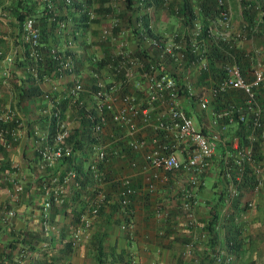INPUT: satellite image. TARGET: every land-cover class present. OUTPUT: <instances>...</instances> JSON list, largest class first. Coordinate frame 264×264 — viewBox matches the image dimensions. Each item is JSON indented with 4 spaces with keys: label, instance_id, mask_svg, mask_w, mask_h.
Returning a JSON list of instances; mask_svg holds the SVG:
<instances>
[{
    "label": "crops",
    "instance_id": "obj_1",
    "mask_svg": "<svg viewBox=\"0 0 264 264\" xmlns=\"http://www.w3.org/2000/svg\"><path fill=\"white\" fill-rule=\"evenodd\" d=\"M78 1L93 11V19L86 22L85 26L79 25L78 30L72 32L75 38H72L69 33L54 35L50 31L48 39L49 45L55 41L54 44L60 47V50H66L70 53L73 66L76 68L74 73L78 74L84 88H90L85 89L87 91L85 93H89V95L84 97L88 107L92 102L90 95L92 83L94 85L99 81L115 87L119 85L117 77L108 68V64L112 62L113 54L119 49L120 41L132 53L144 51L149 55L153 54V63L157 64L166 74L170 76L173 74L172 77L177 75L182 83L189 86L194 82L192 78L195 74L194 70L198 67L195 63L197 61H186L187 65L182 64V66L177 67L172 61L159 57L157 50L148 46L147 37L163 38L176 34L177 42L183 49L189 48V50L198 51L199 49H207L210 40H216V36L219 37L220 32H222L216 17L202 16L208 22L210 32L205 37L200 35L198 42L190 38L187 27L181 20L176 19L168 7L170 3L179 0ZM127 2L130 3L128 6L126 5ZM190 2L193 9L197 8L194 0H190ZM15 6V0H0V68L3 65L2 58L5 55H13L19 61L23 51L14 21ZM230 8L235 28L239 15L238 4L235 0L230 2ZM39 10L40 8L36 9V13ZM63 12H66L65 15L71 17L74 23L77 22V12L72 10ZM113 22H115V26L111 30L113 38L101 39L99 37L100 30ZM258 43L255 35H251L242 44H235V49L242 48L251 51L256 45L259 46ZM260 48L262 47L260 46ZM263 58L264 53L261 54L262 66H264ZM205 61L207 62L206 59ZM10 71H14L15 75L5 80L0 77V110L14 109L17 116L28 127L37 124L33 121L39 118L42 110L48 106L47 101L43 99L44 93H47L49 89L67 91L72 86L74 79L72 75H65L57 79H44L30 83L28 79L26 80V76L20 74L22 70L15 67L14 62L10 65ZM33 86H35V90ZM202 88L204 91H202L200 98H206L209 102V86L206 87L205 85L196 91L200 92ZM117 90L119 94L125 92L137 97H145L147 91L145 83L139 80L136 72H132L129 77H126ZM37 91L40 92V95L37 94ZM208 104L210 105V103ZM177 105L186 112H190L187 114L196 122V127L204 134L218 135L216 149L219 146H225L229 139L232 140L233 135L231 134L235 131V126L232 123L227 124L224 120H214L213 111H209V113L200 111L195 116L190 107L191 104L183 96L178 97ZM160 111L161 108H154L152 116L155 117ZM65 112L68 113L69 111L66 110ZM26 133L28 130L23 132L19 140L9 147H4L0 141V264H43L46 258H50L53 264H64L65 262L70 264H97L98 243L102 246L101 258L105 264H126L117 261L120 257L117 255L122 251H128L131 254L134 264H217L214 260L215 254L218 253L216 251H225L223 249L225 236L219 234V232L222 233L221 224L224 222L218 216L216 223L211 224L210 227L206 226L210 216L209 210L214 202L211 200L213 190L205 187V180L207 178L215 179V173L205 172L199 182L203 185L202 188L193 189L194 216L196 221H200L198 227L193 229L185 228L182 225L181 191L186 186L185 177L182 173L167 174L166 180L158 181L152 192H145L141 175L131 173V170L125 165L119 170V173L133 174L131 182L134 193L130 201L133 232L128 237L121 232L114 223L116 215L112 208L106 207L92 221L88 240L82 241L78 246L70 248L68 253L63 254L60 251L59 235L60 231H65L66 226L68 228V216L62 214L63 211L60 207L51 206L47 211V216L56 231L45 234L40 227L41 208L36 203L37 200L36 202L33 201L35 200L33 193L29 194L26 191L28 187H31L33 175L35 173L38 175V171L31 170L29 165L32 163L33 147ZM150 133V130L147 129L142 132V135L148 137ZM130 158L137 162L141 161L139 152L132 153ZM12 167L15 168L16 172L11 171ZM10 174L14 175L16 184L23 186L22 193L18 194L16 198L13 197L14 182L12 183ZM113 189L111 192H114L115 189ZM221 208V205H216L215 210L218 215H220ZM156 209L166 213V216L157 218L155 212L153 213ZM8 210H13L14 215L6 216ZM202 219H207L203 228L201 226ZM253 221L251 219V226L254 224ZM19 230H27L32 241L28 242L26 239L23 243L18 242L20 238L17 232ZM202 232H207L210 237L207 240L200 238L199 234ZM190 241L194 243L193 248L189 254H183L184 244ZM239 249L240 247L237 249V253ZM248 257V254L242 253L241 264L245 263L243 259Z\"/></svg>",
    "mask_w": 264,
    "mask_h": 264
},
{
    "label": "built area",
    "instance_id": "obj_2",
    "mask_svg": "<svg viewBox=\"0 0 264 264\" xmlns=\"http://www.w3.org/2000/svg\"><path fill=\"white\" fill-rule=\"evenodd\" d=\"M70 3V0H64ZM230 0H215L218 12L216 15L217 24L222 28L220 38L224 40L228 36L230 26L231 11L228 6ZM240 1V0H239ZM52 17L55 11L52 4L48 7ZM87 21L93 19L92 10H88ZM58 29L65 27L64 21L56 22ZM115 22L100 30L101 39L113 38L111 34ZM206 34L210 32L207 25ZM191 37L198 42L202 33V25L196 19L192 20ZM20 40L27 44L29 56L36 62L40 56L38 43V29L32 18H25L22 23ZM177 35L170 37H147L149 47L157 50L159 57H164L176 65H180L185 57V49L177 42ZM226 42V40H224ZM227 43V42H226ZM228 44V43H227ZM231 48L233 45L228 44ZM191 51V50H190ZM202 51V50H201ZM58 50L50 49L52 58L58 60L59 72L66 71L68 75L74 77L73 84L68 90V95L74 99L78 98L80 92L85 91L78 74L74 73L73 62L70 56H66L64 61L59 60ZM112 62L108 68L117 77L118 87L123 84L124 79L129 77L132 72H136L139 80L146 85L145 97H137L130 93H118V87L106 85L97 81L90 91L92 98L91 106L84 108L83 116L90 121L89 132L92 137L91 154L86 164V168L91 173L92 180L102 182L103 174L100 165L107 160L108 147L113 143L122 141L124 147L132 152L140 153V162L129 160L127 166L131 173L140 174L143 181L144 191L152 192L158 181L166 180L168 173L179 172L185 177L186 186L182 188V202L180 211L182 214V225L185 228L196 229L198 223L194 216L193 189L200 182L199 176L209 169L212 158L215 156L214 149L218 139L217 134L206 135L197 128L191 117L177 105V93L175 80L157 64L147 61L148 66L126 49L123 42H119V49L112 56ZM13 55H5L2 58L0 77L5 80L10 77V65L13 63ZM233 60V59H231ZM198 68H205V58L196 60ZM224 66L226 76L219 80L215 86L209 87L208 96H215L231 89H240L244 94L243 106H229L213 111L214 120H224L227 123L238 125H249V140L256 139L255 132L261 127V111L264 108L258 107L254 93L256 90H264V66L257 61H253L251 66V79L245 81L240 74L237 65L231 61ZM53 89V87H52ZM189 90V89H188ZM188 94L190 92L188 91ZM48 94L44 93L43 99L48 106L42 110L41 116L45 117L44 124L27 126L21 120L14 109L6 108L0 110V141L4 147H9L17 142L23 132L28 130L33 151L36 154L38 169H56L64 158L71 155V146L66 139L72 130L79 124V116L70 110L62 112L48 99ZM199 108L204 109L207 105L206 98L197 100ZM154 108H161V111L152 116ZM72 122H69L68 117ZM29 128V129H28ZM223 128V127H222ZM25 129V130H24ZM150 130L148 137L143 136L144 130ZM231 148L236 151L235 163L237 165L245 160L252 168L253 173L256 162L251 156L250 146L241 147L238 145V138L234 136L231 140ZM110 153V152H109ZM115 153V152H112ZM225 159V158H224ZM226 160H223L224 175L229 177ZM78 172L74 168L68 169L63 175L58 172H50L49 185L45 187L43 197L40 199L41 208V229L45 234L54 230L53 224L48 220L47 211L51 206H62L66 186L71 184L78 186ZM161 174V175H160ZM133 174H118L112 178L115 187L116 202L119 208L120 231H132L133 222L128 218L126 208L130 204V197L134 190L131 187ZM240 177L235 176L238 180ZM12 181V180H11ZM14 181H12L13 183ZM261 181H257L259 185ZM102 184V183H101ZM23 186L14 182V198L22 191ZM237 194L233 186H228L226 196L223 200L225 207L230 206L232 198ZM105 194L97 188L85 207L79 213L77 222L67 234V241L71 248L78 246L82 241L89 238V229L92 221L98 216L99 209L104 205ZM159 209L155 210V216L161 217ZM14 215L13 210H8L6 216ZM200 238L208 239L210 234L200 233ZM193 241L186 242L183 246V254H189L193 248ZM229 246V244H228ZM215 254L214 260L217 264H230L232 254L230 252H220ZM134 263V260H132Z\"/></svg>",
    "mask_w": 264,
    "mask_h": 264
},
{
    "label": "trees",
    "instance_id": "obj_3",
    "mask_svg": "<svg viewBox=\"0 0 264 264\" xmlns=\"http://www.w3.org/2000/svg\"><path fill=\"white\" fill-rule=\"evenodd\" d=\"M15 1H16V6L13 15L17 27V34L20 36L22 23L25 20V18H32L35 26L38 29V43H39L38 48L40 50L39 51L40 56L36 59V62H34L33 58L29 56L27 44L22 43L20 40V43L23 47V51L21 53V59L19 61L16 59V57L14 58L13 62L15 64V67L20 68V70H22L20 74L22 73L23 76H26L27 77L26 80L28 79L30 83H35L37 81H42L44 79L45 80L57 79L65 75L68 76V73L66 71L63 72L58 71L59 68L58 60L52 58V56L50 55V49L55 48L58 50L57 55H59L60 61L61 60L64 61L66 56L71 57V55L66 50H60V47L54 44L55 41L53 42V44L49 45L48 35L50 34L51 31L52 33H54V35H58V33H61L63 35L69 33L72 38H75L72 32L78 30L77 27L79 25L85 26L87 21L86 12L89 9L86 6H84L82 2H79L78 0H70V3H65L64 0H15ZM157 1H161V0H157ZM194 1L197 6L196 10L191 7L190 0H179L175 3H170L168 7L170 9V12L176 17V19L181 20V22L186 27L191 26L192 20L197 16L200 17L201 15L199 20L200 24L202 25L201 37H205L206 36L205 30L207 28L208 22L202 16L209 18L216 17L218 8L216 7L215 0H194ZM49 3L52 4V10H54L56 14L53 17L51 10L47 8ZM129 4L130 3L128 2L126 3L127 6ZM240 6H241L240 13L243 19V23L246 28L254 32L252 35H255V39L257 40V42H259L258 44L262 47L260 48L262 51L260 53L262 54L264 53V0H240ZM38 8H40V10L38 11V13H36V9ZM69 10H72L73 12H77L76 23L73 22L71 17L65 15L66 12H63ZM59 20L65 22V27L62 29H58V26L56 24V22ZM145 28H147V26H145ZM132 54L136 56L138 59H140L142 62L144 61L143 62L144 66H148L147 61L154 60L153 54L149 55L144 51H136ZM250 54H251L250 51H246L242 48H237V49L231 48L224 40L220 38H217L214 41L210 40L207 49H204L202 51L200 49L198 51H192V50L190 51L189 48L186 49L185 57L178 67L182 66V64H186V61L189 62L191 60H199L201 58H205L207 62L205 68H198V71L194 72L195 74L193 75L194 77L192 78L194 79V82L191 83V85L194 87L195 90H194V94L191 95L190 97H187L189 86H187V84L182 83L177 75L172 77L173 76L172 74L171 77L175 80L177 97L179 96L186 97L188 102L191 104L190 107L192 109L193 114H195V116L198 115L201 109L200 110H198L199 108L197 109L196 100L200 98L202 91H204V89L202 88L200 92L196 91V89L203 87L205 85L206 87L215 86V84L219 80H221L223 77L226 76V70L224 66L227 65L226 64L227 62H231V61H233L237 65L240 74L245 79V81H249L251 79V65L254 61L252 60ZM73 69L76 70L74 66ZM12 75H15L14 71L12 72L10 71V76ZM90 86L91 89H93V83ZM33 87H34L33 89L35 90L36 89L35 86ZM88 88L89 87H85V89ZM68 90L53 91L49 89L47 94L49 96L48 99L52 102L53 106L58 107L59 109H61L62 112L68 110L70 113L71 110L72 113L74 112L76 115L79 116L78 126L72 128L66 139L67 143L71 146V155L67 158H64L60 163V165H58V167L55 170L45 169L40 171L38 169L36 154L33 151V156L31 158L32 163H30L29 165L31 170L35 169L36 171H38L37 172L38 175L36 173L34 175L32 174L34 178H32L33 181L31 187H28L26 191L29 194L33 193V197L35 199L33 201L36 202L37 200L36 203H38L39 205L40 199L43 197L45 187L49 185L50 172L56 171L58 172L59 175H63L68 169L74 168L78 172L76 178L78 180V186L73 187L71 184H68L66 186V190L64 193L65 195L64 202L62 206H60V208L63 211L62 214L68 216L67 218L68 227L71 228L75 225V223L78 220L79 213L85 207L87 200L91 198V196L94 194L97 188L102 189L105 194L104 205L99 209L98 215L106 207L112 208L114 214L116 215V218L114 219V223L118 227L120 221L118 216L119 208L114 193L115 187L111 180L114 176L120 174L119 170H121V168L124 165L127 166L129 160H132L130 157L131 154L134 152L126 149L122 141L111 144L108 147L107 160L99 167L104 177L102 179V182L97 183V181L92 180L91 173L86 168L87 161L91 154V146H92V142H91L92 137L89 132L90 121L84 118L83 116L84 108H88V106L86 105L87 102L86 98L84 97L89 95V93L87 94L85 93L87 91H82L79 93L78 98L74 99L68 95ZM19 94L21 95L22 93ZM37 94L40 95V92L37 91ZM254 97L257 104L264 106V90H256L254 93ZM209 103L212 111L214 112L217 111L218 109L229 106H243L244 94L240 89H231L223 93H217L215 96L212 97L209 96ZM90 107L92 106L90 105ZM181 109L185 111L183 108ZM185 113H190V112L185 111ZM44 119L45 117L39 115V118H37L33 122L39 124L42 127L44 124ZM218 121H222V120H218ZM260 130L261 128L254 131L256 135V139L254 141H250L248 138L250 131L249 125H241V124L237 125L233 133V135H235L238 138L239 146L241 147L250 146L251 156L254 162H257L260 159V156L258 154ZM217 151L219 152L218 156L216 157L214 156L212 158V162L213 161L215 162L216 173H215V181L212 182L209 187L213 190L211 194L212 195L211 200L214 202V204L213 206L210 207L209 210L210 216L207 221L208 223H206V226L208 227H210L211 224L216 223L218 216H220L217 214V211L215 210L216 205H221V206L223 205V200L225 198L228 186H233L237 190V194L234 198H232L228 210L242 209V207H244L245 205V201L243 202L242 199L247 197L248 194L250 193V190L254 183V176H255L253 173V168L245 160H243V162H240L239 165L235 163V158L233 157L235 155V152L231 148V142L228 141L226 142L225 146L217 147ZM223 160L227 161L226 165L228 167L229 177H226L224 175ZM11 171L16 172L14 167L11 168ZM170 173H168V175ZM203 174H201L199 178H201ZM235 176H239L240 178L236 180ZM10 177L12 181H14V175L10 174ZM218 183H219V187L217 186ZM198 186H199L198 189H201L203 185L199 184ZM131 187L133 188L132 184ZM112 188H114L113 189L114 192H111ZM22 191L19 192L18 194L22 193ZM132 196L133 194L131 195L130 199L132 198ZM126 211L128 212V218H131L132 220V211L130 210V204L126 208ZM154 212L155 211H153V213ZM165 216L166 213L163 212L161 213L160 218H163ZM223 216L226 215L223 214ZM223 220L227 221L226 222L227 226L224 223H222L221 226L225 225L227 230L225 234L226 235L225 240L227 242V245L229 244L230 248L228 247V249L229 250L231 248L236 249L240 245V239H241V237L239 238L238 229L235 225L236 222H233L232 218L231 217L227 218V216L225 218H222V221ZM68 229L69 228H67L66 226L64 228L65 231L64 232L63 230L60 231V235H59L61 241L59 245L60 251H62L63 254L68 253L71 248L70 244L67 241ZM53 231L56 230L54 229ZM132 232H133V228L132 231H124L123 233H125L126 236L128 237L129 234H131ZM159 234L162 235V233ZM17 235L20 238L18 241L20 243H23V241L26 239L28 240V242L32 241V237L29 236V232L27 230H19L17 232ZM49 249L51 250V247ZM101 249L102 246L101 244L98 243L97 256H96L97 264H105V261L103 260V258H101L102 256ZM117 256H120L118 257L117 261H120L121 263L134 264L132 263L131 254L128 251L126 252L122 251ZM43 264H53V261L50 258H46L43 261ZM64 264H70V263L65 262Z\"/></svg>",
    "mask_w": 264,
    "mask_h": 264
},
{
    "label": "rangeland",
    "instance_id": "obj_4",
    "mask_svg": "<svg viewBox=\"0 0 264 264\" xmlns=\"http://www.w3.org/2000/svg\"><path fill=\"white\" fill-rule=\"evenodd\" d=\"M232 0L229 1L228 6L230 8V2ZM238 4V18L236 20V25L235 28L233 26L234 24V20H233V16H232V12H231V20H230V26L228 27V36L224 39L226 40V42L230 45H233L232 47L235 49V44H242V42H245L249 36H251L254 32H252V30H249L248 28L245 27L244 23H243V19L240 13V1L239 0H235ZM194 4V3H193ZM196 4V3H195ZM197 7V6H196ZM197 8H195L196 10ZM231 11V8H230ZM194 19H196L197 21L200 20V17L197 16ZM187 29L189 31V34H191V26H187ZM249 30V31H248ZM234 32V33H233ZM191 37V35H190ZM259 45V44H258ZM260 45L259 46H255L252 48L251 52V58L252 60H257L259 61L261 64L263 63L261 60V51H260ZM252 66V65H251ZM178 67V65H177ZM198 71V67L196 70H194V72ZM189 73V72H188ZM190 94L187 95V97H190L191 95L194 94V87L189 84V88H188ZM124 93V92H123ZM209 102H207V105L204 109L199 108L198 102L196 100V104H197V109L200 111H204V112H208L212 111V109L210 108L211 106L208 104ZM195 104V106H196ZM258 107L260 108H264V106H261L258 104ZM261 130L259 133V156L260 159L256 162L255 165V169H254V183L253 186L250 190V193L248 194L247 197H245L244 199H242V201H245V205L244 207H242V209H230L228 210V207H225V205H222V208L220 209V219L225 218L227 216V218L231 217L233 222H236L235 225L238 229V235L240 239V245L238 246V248L240 247V249L238 250L237 253V249H233L231 248L230 250L228 249V245L227 242L224 240V247L223 249L226 252H230L233 256L232 258V262L230 264H241V258H242V253L244 255L248 254V261H245L247 259H243V261L245 263L242 264H264V109L263 111H261ZM69 122H72L71 120V116L68 117ZM194 125L196 126V122L194 120H192ZM229 124V123H227ZM235 127L238 125L236 123H232ZM233 135V133L231 134ZM235 135H233L234 137ZM232 137V136H231ZM232 137V138H233ZM231 138V139H232ZM229 142H231V140H228ZM227 141V142H228ZM226 142V141H225ZM235 155L233 156L234 158H236V151L234 150ZM214 154L215 157L218 156L219 152L216 149H214ZM207 171H211L212 173H216V167H215V162L213 161L212 164L209 167V170ZM262 183H260L259 185L257 184V181H261ZM215 179L212 180V178H207L205 180V187H210L211 183L214 182ZM199 185V184H198ZM197 185V189L199 188V186ZM219 187V183L217 185ZM217 187V189H218ZM226 196V195H225ZM224 204V202H223ZM243 204V203H242ZM228 212V213H227ZM226 215V216H223ZM229 216V217H228ZM251 219L254 220L253 221V225L251 226ZM197 220V219H196ZM207 220V219H206ZM204 219H202V228L204 226V222L206 221ZM222 222H224V224L226 225L225 220H223ZM197 223L200 224V221H197ZM225 225L221 226V232H219L220 235L226 236V227ZM227 226V225H226ZM234 226V225H233ZM69 229L67 230V232L71 229L70 227H68ZM230 248V247H229ZM241 252V253H240Z\"/></svg>",
    "mask_w": 264,
    "mask_h": 264
}]
</instances>
